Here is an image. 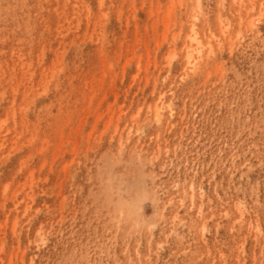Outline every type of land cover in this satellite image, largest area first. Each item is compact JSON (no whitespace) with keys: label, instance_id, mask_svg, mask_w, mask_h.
Returning a JSON list of instances; mask_svg holds the SVG:
<instances>
[{"label":"rangeland","instance_id":"1","mask_svg":"<svg viewBox=\"0 0 264 264\" xmlns=\"http://www.w3.org/2000/svg\"><path fill=\"white\" fill-rule=\"evenodd\" d=\"M0 264H264V0H0Z\"/></svg>","mask_w":264,"mask_h":264},{"label":"bare ground","instance_id":"2","mask_svg":"<svg viewBox=\"0 0 264 264\" xmlns=\"http://www.w3.org/2000/svg\"><path fill=\"white\" fill-rule=\"evenodd\" d=\"M191 40L192 41H196V38L195 37H191ZM199 44V43H198Z\"/></svg>","mask_w":264,"mask_h":264}]
</instances>
